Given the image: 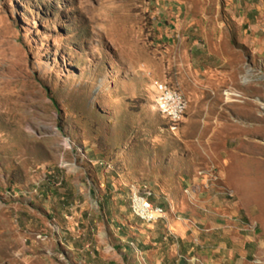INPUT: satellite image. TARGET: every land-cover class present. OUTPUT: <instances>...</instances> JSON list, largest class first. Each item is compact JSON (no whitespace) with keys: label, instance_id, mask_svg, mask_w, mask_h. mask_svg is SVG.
Here are the masks:
<instances>
[{"label":"rangeland","instance_id":"1","mask_svg":"<svg viewBox=\"0 0 264 264\" xmlns=\"http://www.w3.org/2000/svg\"><path fill=\"white\" fill-rule=\"evenodd\" d=\"M159 255L264 264V0H0V264Z\"/></svg>","mask_w":264,"mask_h":264},{"label":"bare ground","instance_id":"2","mask_svg":"<svg viewBox=\"0 0 264 264\" xmlns=\"http://www.w3.org/2000/svg\"><path fill=\"white\" fill-rule=\"evenodd\" d=\"M163 97H169L168 99H162ZM179 105H182V109L177 110V114H172L170 108H177ZM156 107L163 115V117L167 120L169 127L177 131L180 127L181 122L184 119L186 110H187V102L184 97L178 92L165 87L159 95L156 97ZM132 211L136 215V208L138 207V198L143 199L144 201H150V207H162L163 211H160L159 214H156V221H160L166 217L165 208L159 204H155L150 200L148 195H145L141 192L134 191L132 192ZM146 223H154L152 219H143L141 216L136 215Z\"/></svg>","mask_w":264,"mask_h":264},{"label":"built area","instance_id":"3","mask_svg":"<svg viewBox=\"0 0 264 264\" xmlns=\"http://www.w3.org/2000/svg\"><path fill=\"white\" fill-rule=\"evenodd\" d=\"M154 90H157L156 86ZM162 99H168L169 97H163ZM182 109V105H179L177 108H170L172 114H177V110ZM154 198V197H153ZM160 211H163L162 207H150V201H144L143 199L138 198V207L136 208V215L141 216L143 219H152L154 222L156 221V214H159Z\"/></svg>","mask_w":264,"mask_h":264},{"label":"crops","instance_id":"4","mask_svg":"<svg viewBox=\"0 0 264 264\" xmlns=\"http://www.w3.org/2000/svg\"><path fill=\"white\" fill-rule=\"evenodd\" d=\"M158 261L155 262V264H189L185 259H175L176 261L174 263H171V261L168 259L167 255L160 256L157 259Z\"/></svg>","mask_w":264,"mask_h":264},{"label":"trees","instance_id":"5","mask_svg":"<svg viewBox=\"0 0 264 264\" xmlns=\"http://www.w3.org/2000/svg\"><path fill=\"white\" fill-rule=\"evenodd\" d=\"M55 104H57V102L55 100H53ZM159 111V110H158ZM160 112V111H159ZM162 116V115H161ZM167 122V120H165ZM152 193V191H150ZM153 195V193H152ZM152 195H151V199H152ZM153 200V199H152Z\"/></svg>","mask_w":264,"mask_h":264}]
</instances>
